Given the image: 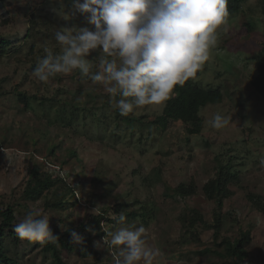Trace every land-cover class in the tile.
<instances>
[{
  "label": "rangeland",
  "instance_id": "rangeland-1",
  "mask_svg": "<svg viewBox=\"0 0 264 264\" xmlns=\"http://www.w3.org/2000/svg\"><path fill=\"white\" fill-rule=\"evenodd\" d=\"M72 11L71 0H3L0 4V32L12 38L16 44H22L21 39L27 33L33 14L44 16L51 21L49 24L43 20L40 22L41 26L36 31V39H39L37 48L39 50L43 46L55 52L59 46L49 44V41L54 39L53 34L57 29L87 25L82 15L77 13L73 16ZM247 20L254 25L250 32L243 27V22ZM261 40H264L261 2L248 0L244 12L227 17L225 25L218 30L217 45L210 50L209 58L196 76L189 79L204 86L221 87L227 101L201 110L204 126L200 134L191 135L185 125L176 123L166 131H157L153 139L138 144V132L137 136L134 135L133 143L123 131H118L120 139L113 136L114 124L109 119L114 111L111 107L113 101L107 102L102 85L86 77L82 80L72 79L70 75L77 70L63 74L61 80L55 76L49 83L40 82L33 71L26 68L32 64V60L37 61L42 57L41 53L28 54L31 46L28 39L17 55L0 61V78L10 77L3 84L8 93L0 98V208L15 202L25 204L18 213L20 219L31 208H39L50 217L53 230L58 227L65 230L70 223L79 224L96 207L101 208L117 199L128 203L136 199V195L145 198V193L140 192L142 189L145 191L142 178L148 177L152 183V197L157 203L156 218L151 219L149 224L143 219H137L132 224L146 228L147 242L158 250L154 264H223L217 257L200 252L212 245V230H202L199 242L182 238L185 226L180 219L181 213L196 207L209 217L213 203L202 193L186 200L175 199L167 195L169 191L166 186L176 187L181 182L188 183L195 179L202 188L215 170L217 156L222 157L224 162L232 157L233 172L239 174L236 178L238 183L231 186L235 193L226 201L224 210H234L238 220H228L223 234L235 235L239 223L245 228L252 227L254 239L248 246L250 255L245 264H264V214L252 210L246 197L251 191L264 194V100L251 84L257 73L254 58L261 48L257 41ZM98 55L94 51L88 58L93 70H98ZM18 59L26 62L21 64ZM80 87L82 91L76 90ZM18 88L49 96L65 92L68 98L82 101V105L89 102L85 107L87 110L98 112L102 107L98 112L99 120L97 117L95 121L109 120L106 125L109 124L111 130L98 127L93 119H84L88 132L93 133L87 139L80 132L83 129L82 117L78 120L79 125L75 126L77 128L62 127L57 107L36 103L34 110H25L14 93ZM65 88L71 91L66 93ZM165 103L145 106L135 112L160 114ZM216 112L229 121L218 130L206 123ZM49 120L52 123L49 124ZM44 131L46 135L41 134ZM30 137L40 138L37 146L30 142ZM54 143L58 144L59 149L57 153L49 154L48 147ZM69 148L77 150L82 159L72 158L68 161L65 154ZM34 167L54 170L78 187L73 198L77 200V205L61 213L46 210L45 198L27 202L22 197V191L30 169ZM54 194L55 189L49 196ZM95 195V206L92 207L89 200ZM139 206L130 207L129 210H136ZM61 217L66 223L60 220ZM1 219L0 213V222ZM97 242L102 245V239L96 241L99 255L94 258H84L76 251H63V256L70 264H113L109 249L106 246L98 247ZM11 248L12 252L22 256L23 264H55L51 253L43 252L38 244L23 241L17 246L11 245Z\"/></svg>",
  "mask_w": 264,
  "mask_h": 264
},
{
  "label": "clouds",
  "instance_id": "clouds-1",
  "mask_svg": "<svg viewBox=\"0 0 264 264\" xmlns=\"http://www.w3.org/2000/svg\"><path fill=\"white\" fill-rule=\"evenodd\" d=\"M71 5V15H82L91 27L57 29L53 36L59 52L45 48L33 75L46 83L57 74L78 70L82 77L103 86L122 116L164 103L177 86L194 78L217 45L218 30L229 16L228 0H71ZM257 44L264 47V40ZM94 51L99 53L98 70L88 59ZM228 122L219 112L206 120L217 130ZM91 212L98 215L97 207ZM113 219L122 226L103 229L102 245L97 242L98 247L109 249L113 264H154L158 250L147 242L146 228L125 224V211ZM12 230L21 240H59L50 217L35 207ZM67 231L71 243H83L77 230Z\"/></svg>",
  "mask_w": 264,
  "mask_h": 264
},
{
  "label": "trees",
  "instance_id": "trees-1",
  "mask_svg": "<svg viewBox=\"0 0 264 264\" xmlns=\"http://www.w3.org/2000/svg\"><path fill=\"white\" fill-rule=\"evenodd\" d=\"M247 1L248 0H228L229 16L238 15L241 11L244 12V5ZM260 2L261 12L264 15V0H260ZM2 3L3 0H0V4ZM42 20L43 22H46V24H49L51 21L44 16L33 14L27 33L24 38L21 39L22 44L19 45L16 44L12 38H9L0 32V61L6 58H11L13 55H17L28 39L31 44L28 54L41 53V55L44 56L45 48L42 46L41 49L38 50L37 46L39 39H36V31L40 28V22ZM243 27L247 28L246 32H250L254 25L247 20L246 22H243ZM48 37L50 38V36ZM49 42V44L57 46L54 39H50ZM55 52H59V49L57 48ZM254 59L257 64V73L251 80V84L254 91L264 100V47L261 46ZM18 60H21L19 61L21 64L26 62L22 59ZM32 61V64L26 66V68L33 71L36 67L37 61ZM63 76V74H57L56 78L61 80ZM70 76L72 79L76 80L84 79L78 70L75 74ZM9 78V76L0 78V98L5 97L8 93L3 84L7 82ZM49 82L50 80L48 83ZM65 89L66 93L71 91L70 89ZM82 89L83 88L80 87L76 90L82 91ZM14 93L17 96L18 102L23 105L25 110H34V105L36 103H39L41 106L50 105L51 108L57 107V112H60L58 117L61 118L60 121L63 123L61 125L62 127L67 126L70 129H74L76 125H79L78 120L82 117L83 129H80V132L82 131L87 139L92 137L93 133L88 132L86 126L87 122L85 124L84 119L89 118V120L93 119L94 122H97L95 119L98 117L99 120L98 112L102 107L99 108L98 112L91 109L87 110L85 107L89 102L82 105V101L68 98L64 95L65 92L63 94L49 96L44 93L40 94L37 91H22L18 88ZM104 95L108 103L112 102L108 94L104 92ZM226 98V93L221 87H213L211 85L203 86L198 82L188 80L183 86H177L174 89L170 99L166 101L163 111L160 114L151 115V113L147 112L137 114L134 112L129 116H122L117 110L112 108L114 111L110 114L111 116L109 119L111 120V123L114 124V130H112L114 131L113 136L120 139V132L123 131L127 136H130V142L133 143L132 140L135 137L134 135L137 136L138 132L139 136L137 138V143L141 144L144 140L147 141L153 139L157 131H166L170 126H173L176 123H182L185 125L187 132L191 135L200 134L204 126L201 109L209 104L227 101ZM108 122L109 120L105 121L104 119H100V121L97 122V125L98 127H103L106 131H110L109 124L108 126L106 125ZM50 123H52L51 120H49V124ZM147 125L149 126L146 127ZM41 134L46 135V132L44 131V133ZM98 137L100 138L101 136L99 135ZM39 139L40 138L38 137H30V142H32L34 146H37ZM57 145L58 144L54 143L48 147L49 154L57 153L59 149ZM65 155L68 161L72 158L75 159L81 157L74 148H69ZM221 159L222 157L220 158L218 155L215 170L207 181L204 182L202 188H199L198 183L193 179L188 183L181 182L176 187L166 186V190L169 191L167 195L175 199L186 200L190 196H197L199 193H202L208 201L213 203L211 215L209 217L206 216L196 207L189 208V210L181 213L180 219L185 226L182 238L187 239L190 242H199L201 241L202 230H212V245L200 252L202 254L209 253L212 256L217 257L223 264H245V261L250 255L248 246L254 239V230L249 226L245 228L239 223L238 232L235 235L223 234V229L228 220H238L235 216L234 210L229 209L225 211L224 208L226 201L235 193V190L232 189L231 186L238 183L236 178L239 174L233 172L234 160L232 161V157L227 159L226 162ZM142 179L145 191L142 189L140 194L145 193V198H142L141 195H136V199L128 203L117 199L108 205L98 208V215L96 216L90 212L87 213L77 225H75V223H70L66 225L65 230H61L58 227L53 230L54 233L59 236V240L55 243L21 240L12 229L13 225L20 220L18 213H20L22 207H25V204L15 202L14 204H8L6 207H1L0 264H23L22 256L11 250V245L17 246L23 241L34 243V245H40L43 252L51 253L55 264H70L65 260L63 251H76L84 258H94L98 256L99 251L96 248V241L97 239H102L106 235L103 229H107L106 226H108L110 230H114L116 226H122L117 225L116 220L113 219L115 214L125 211L127 215V221H125V224H132L137 219H143L146 224H149L151 219L156 218L157 203L152 197V183L149 181L148 177H143ZM92 181L95 182L96 177ZM148 181L151 184L148 183ZM53 189H55V194L51 197L49 196V193ZM77 190L78 187L76 188L69 183L64 175H61L54 170H42L41 167H34L30 169L29 177L26 180L22 191V197L26 199L27 202H36L45 198L44 207L46 210L51 209L62 213L77 205V200H73L76 196ZM106 194L110 195V192L106 191ZM96 197L97 195L92 196L89 200V202L92 203V207L95 206L94 198ZM246 197L252 210L264 214V194L251 191L246 194ZM139 204L140 206L138 209L133 211L129 210L130 207ZM60 220L63 221V223H66L64 218L61 217ZM68 229L77 230L84 237L83 243H71L70 233L67 231Z\"/></svg>",
  "mask_w": 264,
  "mask_h": 264
}]
</instances>
